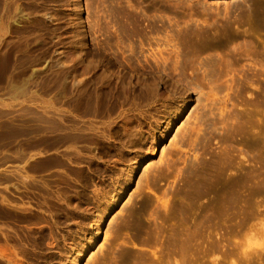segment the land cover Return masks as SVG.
I'll list each match as a JSON object with an SVG mask.
<instances>
[{"label": "rangeland", "instance_id": "1", "mask_svg": "<svg viewBox=\"0 0 264 264\" xmlns=\"http://www.w3.org/2000/svg\"><path fill=\"white\" fill-rule=\"evenodd\" d=\"M16 3L0 28V264H65L74 247L79 264H264V0Z\"/></svg>", "mask_w": 264, "mask_h": 264}, {"label": "bare ground", "instance_id": "2", "mask_svg": "<svg viewBox=\"0 0 264 264\" xmlns=\"http://www.w3.org/2000/svg\"><path fill=\"white\" fill-rule=\"evenodd\" d=\"M16 1L17 0H2V8L0 9V28H1V26L3 25L2 23H4L3 21H5L6 20V22L10 19V18H13L12 17V14H13V12H16ZM69 1H71L72 2V0H69ZM74 1H76V0H74ZM74 3V2H73ZM69 5H71L72 6V3L70 4V2H69ZM68 7V6H67ZM73 8H74V5L72 6ZM18 8V7H17ZM71 8V7H70ZM67 9V8H66ZM68 11H70V10H68ZM71 12H73V11H71ZM4 18V19H3ZM6 22L4 23V24H6ZM7 25V24H6ZM6 27V26H5ZM7 29V28H6ZM68 53V58H69V61H70V64L71 65H73V66H75V67H77V68H80V69H82V71H83V73H86V71H88V68L90 67V65H91V63L88 61V60H86L85 58H84V56H83V53L80 51V49H78V48H71V49H69V51L67 52ZM76 68V69H77ZM103 75V74H102ZM105 75H107V74H105ZM104 76V75H103ZM102 77V76H101ZM100 77V78H101ZM107 77V76H106ZM106 77L104 78V79H106ZM80 92V91H79ZM55 112V111H54ZM57 112V111H56ZM58 113V112H57ZM56 113V114H57ZM127 124L128 123H126L125 122V127H126V129H128V126H127ZM171 126H172V120L171 119H169V120H167V121H165L164 123H163V125L160 127V131L161 132H164V133H166V132H169V130L171 129ZM129 130V129H128ZM139 165V164H138ZM219 165H220V163H219ZM136 166V165H135ZM207 166V165H206ZM205 167V166H204ZM212 166H210L209 168H211ZM192 171V170H191ZM201 170H199V172H200ZM194 173L195 172H193V176H194ZM250 174H252V173H250ZM196 176V175H195ZM192 177V176H191ZM253 177V176H252ZM251 177V178H252ZM193 178V177H192ZM195 178V177H194ZM189 181V180H188ZM207 183H208V186H206L207 187V191L209 192V193H215L216 194V192L218 191V190H222L223 191V193L225 194V195H227V196H229L231 193H232V187H231V185H229V184H224V185H220L221 187H219L218 188V181H216L215 179H211L210 178V181L208 180V178H207ZM198 182V181H197ZM242 182H243V180H242ZM229 183V182H228ZM243 184V183H242ZM187 189H188V187H186ZM201 188V187H200ZM239 188V187H238ZM204 191V190H203ZM234 191V190H233ZM242 191V190H241ZM188 193V192H187ZM191 194H192V192H190ZM213 193V194H214ZM239 193V192H238ZM185 195V194H184ZM183 195V197H185ZM189 195V194H188ZM218 195V194H217ZM241 195V194H240ZM215 196V195H214ZM219 196V195H218ZM227 196H224V197H227ZM216 197V196H215ZM185 198H187V197H185ZM185 198H183L184 200H185ZM195 198V197H194ZM219 198V197H218ZM214 199V198H213ZM182 200V199H181ZM180 200V201H181ZM194 200V199H193ZM216 200V199H215ZM230 200V199H229ZM195 201V200H194ZM214 202V201H213ZM219 202V201H218ZM195 203V202H194ZM200 203V202H199ZM221 203V202H220ZM219 203V204H220ZM190 204V203H189ZM197 204V203H196ZM218 204V203H217ZM179 205V204H178ZM186 206H187V204H185ZM193 205V204H192ZM215 205H216V203H213V206L215 207ZM226 204L225 203H223V208H224V206H225ZM228 205V204H227ZM231 205V204H230ZM191 206V205H190ZM222 207H220L221 209H222ZM194 207L192 206L190 209H186L187 211H193L194 213H195V211L196 210H194L193 209ZM182 209H183V205H182ZM201 209V208H200ZM227 209V208H226ZM180 210V209H179ZM225 210V209H224ZM224 210H222V211H224ZM184 211V210H183ZM183 211H180V212H183ZM226 211V210H225ZM224 211V212H225ZM203 212V211H202ZM219 212V211H218ZM216 213V212H215ZM170 214V213H169ZM184 214V213H183ZM182 214V215H183ZM187 214H189V213H187ZM186 214V215H187ZM219 214H221V213H219ZM131 215V214H130ZM185 215V214H184ZM224 216V215H223ZM139 218V217H138ZM186 218H187V216H186ZM189 218V217H188ZM228 217L226 216V219L224 220L225 222H228L229 220H231V219H227ZM195 219V218H194ZM101 219L99 218V220H97V222H96V227L97 226H99V225H101ZM140 221V220H139ZM142 223V222H141ZM140 222H134V223H132V224H130V226H132L133 228H135V232H139L140 231V229L142 228V226L140 225L141 224ZM127 224V223H126ZM128 225H129V223H128ZM150 225V224H149ZM125 226V225H124ZM130 226H128L129 228H130ZM127 227V226H126ZM152 227H153V225H152ZM159 227V226H158ZM98 228V227H97ZM100 228V227H99ZM148 228H149V226H148ZM181 228V227H180ZM124 229V228H123ZM186 229V228H185ZM108 230V229H107ZM105 231V242H103L100 246H101V248H103V246H105V244H106V242H107V238H108V232L109 231ZM142 230H145L144 228L142 229ZM152 230H154V229H152ZM100 231V230H99ZM148 231V230H147ZM166 231V230H165ZM98 232V231H97ZM155 232V231H154ZM162 232V231H161ZM170 232H172V231H170ZM171 234V233H170ZM164 236H166V235H164ZM168 239V238H167ZM95 240V239H94ZM94 240H92V243H93V241ZM95 242V241H94ZM174 243V242H173ZM164 244V243H163ZM93 246V245H92ZM87 249V247H85V250ZM165 249H166V247H165ZM182 249V248H181ZM113 252V251H112ZM115 252V251H114ZM83 251L81 252V251H78L77 250V248H71V251L69 252V255H68V262L67 263H65V264H79L80 263V260H81V257L83 256ZM185 253V252H184ZM187 253V252H186ZM123 255V254H122ZM129 255V254H128ZM126 256V255H125ZM118 257V256H117ZM120 257V256H119ZM137 257V256H136ZM136 257L135 258H133V257H127V258H125L124 260H122V264H149V263H147V262H140L138 259L136 260ZM138 258V257H137ZM120 259V258H119ZM118 259V260H119ZM139 259H140V257H139ZM143 259V258H142ZM117 260V259H116ZM150 260H151V258H150ZM153 260V259H152ZM152 262V261H151ZM104 263V262H103ZM119 264V263H118ZM155 264V263H154Z\"/></svg>", "mask_w": 264, "mask_h": 264}]
</instances>
